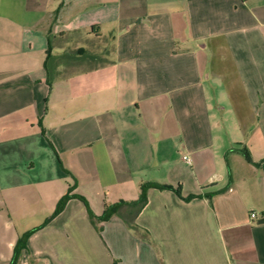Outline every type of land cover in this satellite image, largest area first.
<instances>
[{"label":"crops","instance_id":"0c3cea01","mask_svg":"<svg viewBox=\"0 0 264 264\" xmlns=\"http://www.w3.org/2000/svg\"><path fill=\"white\" fill-rule=\"evenodd\" d=\"M263 159L264 0H0V264H264Z\"/></svg>","mask_w":264,"mask_h":264},{"label":"trees","instance_id":"16d2710c","mask_svg":"<svg viewBox=\"0 0 264 264\" xmlns=\"http://www.w3.org/2000/svg\"><path fill=\"white\" fill-rule=\"evenodd\" d=\"M107 44L111 45V41L109 40V42ZM92 46L96 50L92 51L90 49L89 50L84 49L82 51H79L76 54L77 55L76 58L80 61L78 64L77 71L85 72V71H90L93 69H97L98 67H101L107 59V53H110V51H111L109 49L112 48V46H110V47L106 46L107 49L105 48L102 52H100L99 51V49H100L99 46H101L100 44L95 43ZM70 57H73V54L72 55L71 54H63L59 57L53 56L51 54V45L49 42L48 49H47V58H46L45 68H46V72H47L46 82L50 87L52 86L53 77H55V75H56V73L54 71L56 69V66L55 67L53 66L54 61L56 62L58 59H64V58H70ZM65 72L66 71H63L61 73H65ZM67 72H69V71H67ZM69 73H71V71ZM232 152L240 153L246 159V161L251 162V156L245 148L231 149L227 152L225 158L227 159V156ZM262 162H264V159L261 160L260 163H262ZM257 165H259V164H257ZM140 187H141V192H140V195H139L137 200L132 201V202H119L118 204L106 206L104 209V212L101 216H95L94 213L90 210L86 200L82 196H77V195L72 194L73 188L70 187L68 189L67 194L64 197H62L60 199V201L58 202L55 211L45 221V223L43 225H45L51 219H53L57 215H59L63 211V209L65 208V205H66L68 200H70L72 198H76L85 204V206L87 208L89 220H90L91 224L93 225V227L95 228V230L99 236H101V233H102V226H100V224L108 221L113 215H115L117 213L118 209L122 206H127L129 208V215L127 218L124 219L125 225L130 230L137 232L141 228L135 223V219H136L137 215L143 210V208L145 207V205L147 203V190L148 189L155 188V189H158L160 191H165V190L172 191L175 194H177L179 197H181L180 190L178 188H174V187L167 185V184L142 183ZM224 191H225V189L221 190L219 192L223 193ZM197 197H199V196L190 195V196L183 198V200L184 201H191L192 199L197 198ZM207 197L210 198L211 196L209 195ZM257 223L258 224H264V218L259 219ZM36 229H38V228H36ZM36 229L24 234L19 239V241L17 242L15 249H14V256H13L11 264H18L20 253H21V251H23L25 249L27 238Z\"/></svg>","mask_w":264,"mask_h":264},{"label":"rangeland","instance_id":"374dc122","mask_svg":"<svg viewBox=\"0 0 264 264\" xmlns=\"http://www.w3.org/2000/svg\"><path fill=\"white\" fill-rule=\"evenodd\" d=\"M113 58H114V56H113L112 53H111L108 59H113ZM235 159H239L240 162H241L242 164H244V166H246V163H245V161H244V159H243L242 156H233V155L230 156V158L228 159L230 165L234 166V163H233V162L235 161Z\"/></svg>","mask_w":264,"mask_h":264},{"label":"built area","instance_id":"2783aa9c","mask_svg":"<svg viewBox=\"0 0 264 264\" xmlns=\"http://www.w3.org/2000/svg\"><path fill=\"white\" fill-rule=\"evenodd\" d=\"M182 160H183L185 163L191 165V160H190V158H189L187 155H183V156H182ZM250 217H251L252 219H254V218H255V214H254V213H251Z\"/></svg>","mask_w":264,"mask_h":264}]
</instances>
